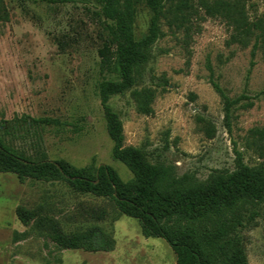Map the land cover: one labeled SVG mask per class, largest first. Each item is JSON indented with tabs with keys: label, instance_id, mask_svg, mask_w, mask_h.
I'll return each instance as SVG.
<instances>
[{
	"label": "rangeland",
	"instance_id": "1",
	"mask_svg": "<svg viewBox=\"0 0 264 264\" xmlns=\"http://www.w3.org/2000/svg\"><path fill=\"white\" fill-rule=\"evenodd\" d=\"M246 1L252 19L264 13V0ZM5 3L10 21L0 22V122L26 115L61 124L49 126L41 139L27 127L6 136L7 143L36 160L107 164L123 181H132L130 169L113 156L98 95L100 6L82 0ZM202 16L189 32L164 26V36L152 47L136 86L156 90L152 114L138 112L131 92L109 102L123 121L125 145L141 149L181 187L233 172L239 158L256 167L264 153V54L257 53L252 68V45L229 46L226 22ZM149 22L150 12L140 0L139 37ZM212 81L230 99L245 95L254 106H235L227 117ZM19 205L45 206L68 233L98 227L114 241L113 250H62L41 230L20 222ZM224 223L233 226L229 237L244 243L248 264H264V201H242L222 217L187 224L209 244L208 232ZM0 264H177V256L166 240L143 236L139 221L121 214L110 199L81 194L61 181L21 182L16 174L0 173Z\"/></svg>",
	"mask_w": 264,
	"mask_h": 264
},
{
	"label": "trees",
	"instance_id": "2",
	"mask_svg": "<svg viewBox=\"0 0 264 264\" xmlns=\"http://www.w3.org/2000/svg\"><path fill=\"white\" fill-rule=\"evenodd\" d=\"M82 1L96 2L100 6L98 15L104 19L102 44L98 49L103 75L98 83V95L106 129L114 144L113 156L130 169L134 179L123 181L107 164L77 167L65 160H36L19 151L7 143L6 136L31 127L41 139L49 126H61L55 119L26 115L0 122V173L16 174L21 182L27 179L61 181L81 194L112 200L121 214L139 221L143 236L166 240L177 256V264H248L244 243L229 237L233 226L224 223L214 232L209 231L207 236L211 242L206 244L199 230L187 223L222 217L242 201L263 202L264 153L261 154L262 162L256 167L239 158L235 171L219 173L203 184L181 187L179 181L171 179L166 168L151 163L141 149L125 145L123 121L109 102L114 96L131 92L138 112L152 114L156 90L136 88L142 69L151 59L152 47L164 36V26L189 32L193 22L203 18L202 14L226 22L231 29L229 46L237 44L248 48L252 45L253 68L257 53L264 54V13L252 19L246 0H144L150 12V22L148 31L139 37L135 22L140 0ZM8 21L10 12L5 0H0V22ZM59 45L63 47L61 42ZM212 85L223 99L227 117L235 106H254L249 97L241 95L230 99L217 82L212 81ZM254 132L260 133L258 130ZM37 145L40 147V141ZM16 215L24 226L41 230L62 250H113L114 241L100 228L68 233L58 219L47 213L45 206L28 208L19 205Z\"/></svg>",
	"mask_w": 264,
	"mask_h": 264
}]
</instances>
